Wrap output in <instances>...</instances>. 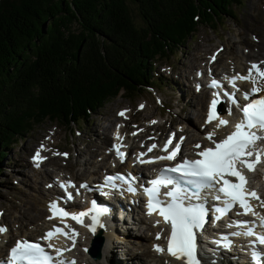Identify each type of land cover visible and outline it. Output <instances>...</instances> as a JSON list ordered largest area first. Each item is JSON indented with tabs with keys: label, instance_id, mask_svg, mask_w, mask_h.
Segmentation results:
<instances>
[{
	"label": "trees",
	"instance_id": "trees-1",
	"mask_svg": "<svg viewBox=\"0 0 264 264\" xmlns=\"http://www.w3.org/2000/svg\"><path fill=\"white\" fill-rule=\"evenodd\" d=\"M235 2L0 0V158L33 124H78L120 90L160 85L151 59Z\"/></svg>",
	"mask_w": 264,
	"mask_h": 264
},
{
	"label": "rangeland",
	"instance_id": "rangeland-1",
	"mask_svg": "<svg viewBox=\"0 0 264 264\" xmlns=\"http://www.w3.org/2000/svg\"><path fill=\"white\" fill-rule=\"evenodd\" d=\"M261 9L264 11V0H239V2L232 3L230 5V11L226 12L223 17L216 18L215 22L211 23V25L198 23L196 31L192 35H189L182 45H177L175 48H171L168 55L162 58L151 59L152 72L150 73L149 71V75L151 78H160L162 80L160 85L152 84L148 88H145L146 85H144L131 97H127V95L120 90L115 97H108L102 105L95 108V110H92L89 115L87 114L86 121L83 120L78 124L67 125L63 121L56 119H44L40 123L33 124L31 129L24 133V136L16 137L11 145L4 149V154L0 158V220L5 208H8L7 213L11 211L9 216H12L7 219V229L9 228V230H12L15 233L19 231V222H14L13 216H20L21 219H24L26 218V215H35L37 212H44V214L47 215L49 185L55 188V184L53 185L50 178L52 180L54 177H57L56 175L75 178L88 169H93V171L96 170L93 176L100 178L103 171L111 169L113 164L110 162L108 151L109 143L113 139L110 131L114 127L118 130L119 135L123 137L125 135L124 132L133 135L131 130H141L142 127H145L147 132L141 137V139L145 140L152 137V139L155 140L154 142L157 143L156 140L163 139L167 130L172 128L179 132V130L176 129L177 127H168L167 122L165 123L167 128L166 131L160 133V131L157 130V126L161 123H163L162 125L164 127V120H170L171 116L174 115V112L182 111L180 115L181 118L179 119L180 121H183L181 125H186L184 116L185 118H188V120H192V117L189 115L190 112L193 116L200 112V115H197V120L199 123H202V119L206 112V106L204 104L199 110L198 105L200 104H198V102H203L201 101L203 94L200 96L198 91H196V82L186 78L184 73L181 75V71H178V73H176L177 71L172 72L171 66L178 70V67L183 68L193 62L195 65L197 64V66L201 65V61H197L196 59L199 58L200 53L204 52V50H208V52L212 51V54L217 51H221L220 54L224 53L221 58L222 63L214 65V71L217 74L221 73V69H223L224 65H227L226 62H230V59L233 56H237L241 51L245 53L248 48H250V50L244 55H254L259 53L255 57L258 58L263 54L264 49V16H262ZM133 13H135L134 10ZM134 16L136 20H139L136 14H134ZM252 32H255V34ZM233 41H235V43ZM254 45H256L258 50H255V48L252 47ZM241 57L240 60L245 59L244 56ZM233 65L234 64H229L228 66L233 67ZM203 71L207 70L202 69L200 77L205 73ZM193 73L197 74L199 71L193 69L191 70V74ZM203 83L204 82H202L201 90L208 93L206 86ZM177 86H182L183 88L181 97L178 96L176 91ZM186 102L189 104H187V108L184 109L183 106ZM141 105H143V108L139 110ZM194 106L195 111L193 108H190ZM116 109L128 111V114L125 113L123 118L125 119L126 117H129L130 120V122L126 124L125 130H121L123 129V123L122 121L117 120L118 116H116ZM109 117L110 119H113L112 122L114 124L106 131L107 136L105 140H103L97 135H101L100 126L111 123V120H107ZM152 121H155L156 123H151ZM117 126H119V129ZM105 128H107V125ZM90 130H92L93 133H90ZM205 132H212V129L208 128ZM197 135L204 136L199 133H197ZM86 140H90L97 148V159L101 157L108 158V161L103 162L104 168H102V166L93 168L87 166V168L83 170L84 166L80 164L81 161L88 160L90 165L92 163L90 157L95 153L84 154L81 158H77L74 163L76 152L84 150V142ZM40 141L42 143L36 145V143ZM44 142L48 143L49 146H59V148L52 147L49 149L50 152L48 155L41 156L45 158L47 156L53 158L59 157L60 160L58 162L66 168L68 165L71 171L68 170V168L67 170L65 168H60V171H52L51 167L46 164L42 169L45 168L51 171L49 178L40 177V175L35 172V175L32 174L31 167L38 169V171L41 170L38 166L32 164V152L39 149ZM124 143L126 142L124 141ZM136 149L137 147L131 145V154H129V157L135 155ZM56 164L57 162L53 161V167H56ZM44 170L43 172L45 173ZM76 181L79 180L76 179ZM7 213L5 216H8ZM22 213L23 215H20ZM138 216H141L139 211ZM43 227L44 224L41 228ZM30 228H33V226L29 225L27 229L23 228V234L21 235L24 237H32L28 235ZM141 231L143 234L151 235V233L147 232V229H144V226L141 228ZM134 232L136 231L131 229L129 234L132 236ZM124 234L125 235H122V237H127L126 233ZM4 236V233L0 234V240ZM140 236H142L141 233ZM132 238L133 239H127L129 243L131 240H135V237L132 236ZM111 239L109 244L112 246V250L114 247V260L119 261L121 264H131L134 251H139L137 249L134 250L130 245L131 243L128 244L127 240L123 241L120 236H114ZM144 239L145 238L141 237L135 242L145 243L148 246V241ZM81 242H84L83 238L81 239ZM130 246L132 251L131 248L129 249ZM101 250L102 249H100V258L93 260V262L95 261L94 264L104 263V253L108 254V252L105 251L102 255ZM73 251H80V245H75ZM93 253H95V250ZM127 255H130V259L122 260L123 258H126ZM109 257L111 258V255ZM141 257L143 256L140 255L138 258ZM150 258H153V256ZM109 259H105V261L108 262ZM82 262L83 264H88L89 261L83 260ZM89 263L92 264V262ZM117 263L118 262L115 264Z\"/></svg>",
	"mask_w": 264,
	"mask_h": 264
},
{
	"label": "snow or ice",
	"instance_id": "snow-or-ice-1",
	"mask_svg": "<svg viewBox=\"0 0 264 264\" xmlns=\"http://www.w3.org/2000/svg\"><path fill=\"white\" fill-rule=\"evenodd\" d=\"M255 39V37H254ZM215 60V56L212 57ZM199 75V73H198ZM233 88H236V81H248L252 83V87L243 93L244 100L247 101L240 107L242 119L237 121L234 129L223 139L215 141L213 138L215 132H208L206 139L214 143V147H202L196 144V149H202L196 153L197 159H183L180 163L171 167L162 168L155 179H152L149 187L144 188V192L148 197L147 210L151 215L157 212L164 221L170 225V233L167 237V248L159 244H154L153 249L157 253L167 251L171 257L177 261H183V264H200L197 258V231L204 228L208 208L206 207L207 197L202 193L205 189L213 191L212 199L220 201L221 204L212 209L216 214L214 219L219 220L223 215L229 213L236 205H239L241 212L237 215H252L257 217L261 226H264V215H260L255 211L251 204L252 200L259 202L261 207H264V199H261L257 190L248 188V178L244 174L257 171L258 166L264 165V145L258 144L264 141V61L252 62L246 75L236 74L227 78ZM210 87H219V82L215 79L210 81ZM200 85H197V90ZM238 90V89H237ZM231 104H238L235 92L225 93ZM220 93L214 92L213 99L209 105L207 119L205 123H211L217 120L216 128L226 126L229 121L219 117L218 106L222 103L219 99ZM143 108V105L140 106ZM228 114H232V109H227ZM126 110H122L119 115L124 116ZM151 123H156L152 121ZM119 129V126H117ZM136 133H133L135 135ZM116 137L123 141V137L117 131ZM175 134L163 145L161 151L165 155L152 157L149 160H144L143 157L147 153H139L137 160L140 163H151L157 160L173 161L181 152L184 137L179 138V142L174 143ZM124 145L114 144L112 147L116 151L121 162L124 161L125 153L120 151ZM171 146V147H170ZM41 148L37 150L32 157L39 166V161L45 159L40 155ZM158 145L152 144L148 147L147 152H152ZM67 155V154H64ZM264 175V174H261ZM131 177V174H129ZM235 178L229 179V178ZM125 180V177L117 174L115 176L106 177V184L114 180ZM134 180V177H131ZM127 182V181H126ZM116 187V185H111ZM51 187V185H49ZM60 187L67 192L68 187H74L71 181L61 182ZM81 188H87L88 185L81 184ZM166 188L167 191L161 193V189ZM128 191L135 192L136 189L129 183ZM79 194V190H77ZM161 196L164 198L162 199ZM71 193H67V199L71 200ZM195 201V202H194ZM49 210L53 212V216L59 214L61 217H71L78 224H84L83 217L90 216L91 223L85 224L93 233L96 232L97 226L104 227L101 223V217L108 212L105 207H98L95 201L86 211L79 213H69L54 201L49 205ZM159 223V221H157ZM236 226H246L247 221H234ZM232 225H229L231 227ZM69 226L65 224V228ZM7 231L5 226H0V234ZM65 231L64 228L55 227L45 233L41 240L48 241L47 248L53 249L55 255L50 254L40 242L29 241L28 239L17 240L9 250L6 259L0 258V264H75L74 260H65L63 252L70 249H61L56 247L51 241L56 234H62L66 238L71 239L73 247L78 233L75 230ZM255 236V239L250 241L252 245L251 258L255 264H260V259L264 256L255 247V245H264V234H256L253 227H245L243 232H232L228 235H222L215 243L218 247L230 249L232 241L229 236ZM161 234H156V239L159 240ZM167 264V262H166ZM215 264V261H213Z\"/></svg>",
	"mask_w": 264,
	"mask_h": 264
},
{
	"label": "bare ground",
	"instance_id": "bare-ground-1",
	"mask_svg": "<svg viewBox=\"0 0 264 264\" xmlns=\"http://www.w3.org/2000/svg\"><path fill=\"white\" fill-rule=\"evenodd\" d=\"M261 11H262V16H264L263 9H261ZM261 22H263V21H261ZM252 33L255 34V32H252ZM261 34H262V31H261ZM233 42L235 43V41H233ZM252 47L255 48V50H258V48L256 47V45H254ZM249 50H250V48H248L245 53H243L241 51V53H239L237 56H233L230 59V62L229 63L226 62L227 65H224L223 69H227L226 73L229 74V77L228 78H230V77H232V76H234L236 74L246 75L245 71L250 67V64L252 62H257L264 55V49H263V54L261 56H259L258 58H255V57L259 53L258 54H254V55L253 54H250L251 56L249 54L248 55H244ZM220 53L221 52H216L214 55H212V53L208 52V50H204V52L200 53L199 58L196 59L197 61L198 60L201 61V63H202L201 65H198L197 66V64L195 65L194 62H193V63H189L187 66H185L183 68L178 67V70L175 67L171 66V71L172 72H176L177 71L176 73H178V71H181L182 72L181 75H183V73H184L185 74L184 76L186 78H189L193 82H194V79L191 78V70H193V69H196L197 71H199V73L201 72V68L204 69V70H209L212 73V74H210V76L213 77V76L217 75V74H214L215 73V71H214L215 70L214 69V65L215 64L222 63L221 58L224 55V53H222V54H220ZM213 56H215V60H213L212 62L207 61V58L210 60L209 57H213ZM241 56H244L245 59L244 60H240V57ZM229 64H234V65H233V67H230V66H228ZM238 81L249 83L248 81H242V80H238ZM176 91L178 93V96L181 97V94L183 93L182 86H177L176 87ZM198 93H199L200 96L203 94V98L201 100L203 102L202 103H199L198 102V104L201 105V106L198 105V109L200 110V108L204 104L206 105V114L204 116V119H202V121H203L202 123H199L198 120H197V115L198 114L200 115V112H198V114L197 115L195 114L194 116L190 112L189 115L192 117V120L193 121L191 119L188 120V118H185V116H184V120H185V124L186 125H181L183 123V121L182 120L181 121L179 120L181 118L180 115H181V112H182L180 110V111L174 112V115L171 116L170 120H164V127L162 125L163 123H161L160 125L157 126V130H159L160 133H162L163 131H166L167 130V128L165 126V123L166 122L168 123V127H170V128L171 127H177L176 129H178L179 132H180L179 135H183V137L185 138L184 139V142L182 143V146L183 147L188 146V150L189 151H194L196 149L194 147L196 144L202 145V143H200L199 140H203L204 141V145H206L208 143H212V141H209V140H207L205 138L206 137L205 130L208 129V128L217 129L216 128V124L218 123L217 120H215L213 123H205V121H206V115L208 113V108H209V100H208L207 94L204 91L201 90ZM193 103H194V100H193ZM187 104H189V103L186 102L185 105L183 106L184 109L187 108V106H188ZM190 108H193L194 109L195 106L194 107H190ZM116 110H115V112H117ZM194 111H195V109H194ZM119 113L120 112H117L116 113L117 114L116 116H118L117 120L122 121V123H123V129H121V130H125L126 129V124L130 122L129 117H126L125 119H123L124 116L122 117L121 115H119ZM125 113L128 114V111L126 110ZM223 119H225V117H223ZM107 120H111V123H107L104 126H100L101 127V135H97L99 138H102L103 140H105V138L107 136L106 131L109 130L112 127V125L114 124L112 122L113 121L112 118L110 119V117H109ZM225 120H227V119H225ZM195 122H196V124H195ZM106 125H107V128H105ZM230 125L231 124H227L226 126L221 127L220 129H217V131H218L217 132L218 133L217 135H219L224 129H226ZM114 129L115 130L113 131L112 136L115 138V136H116L115 134L117 133V130H116V128H114ZM142 131H144L146 133L147 132V129L145 127H142ZM142 131H139L137 133L134 132V133H136L134 135L135 139H139V138L142 137V135H143L142 134ZM167 131L169 132V131H173V130L171 128V129H169ZM90 133H93L92 130H90ZM197 133L203 134L204 135V138H201L202 136L197 135ZM39 143H42V142L40 141V142H38L36 144H39ZM150 143H152V142H150ZM146 144H147V142H146ZM150 145L151 144H147L143 149H138L137 148L138 151H137V153L135 155L136 159H137V155L139 153H142V152L147 153V149H148V147ZM43 146H44L43 149L40 151V153L42 152L41 155H48V153L50 152L49 149L52 148V147L59 148V146H53V145H50L49 146V144L46 143V142L43 143ZM87 153H90V154L91 153H95V154H93L90 157L91 158V161H92V163L90 165L88 163V160L81 161L80 164L82 166H84L83 167V170H85L87 168V166H91V168H93V167H101L102 166V168H104V166H103L104 163L103 162L104 161L105 162L108 161V158L101 157V158H98L97 159V156H98L97 148L95 147V145L90 140H86L84 142V150H80V151L76 152V157L74 159V163L76 162V159L77 158H81L84 154H87ZM108 155H111V153L109 152ZM148 157H151V156L146 154L143 157V159L144 158H148ZM111 158H112V155H111ZM59 160H60L59 157L53 158V157L47 156L44 161L39 162V168L41 170L38 171V169L32 167L31 172H32L33 175H35V173H37L38 175H40V177L49 178V174H50L51 171H49L48 169H45V168H44L45 170L42 169V167L44 165H46V164L51 167V170L52 171H60V168H65L66 170L68 168V170L71 171V169L69 168L68 165H67V168H66L64 165H61L58 162ZM53 161H56L57 162V164H56L57 166L56 167H53ZM132 161H135L136 163L138 162V160L133 159V157H129V154H128L126 156V158L124 159V162L122 164H120L118 167H121V168L128 167V165ZM33 162L36 163V161H34V160H33ZM43 170L45 171L46 174L43 172ZM95 171H93V169L85 170V171H83L80 174V176H76L75 178L79 180L78 182L80 184H82L83 181H85V179H87L89 177H94L93 174L95 173ZM109 171L110 170H108V172ZM56 176L59 177L58 175H56ZM61 178L67 179L68 177L66 178L64 176H61ZM91 179H93V178H91ZM50 181H52V183H53V180H51V178H50ZM86 184H87V182H86ZM50 188L53 189L52 187H50ZM60 194H63L64 195L65 192L64 193H60ZM111 195H113V193ZM117 195H120V194H117ZM48 196H54L56 199H59V196L56 193V190L53 191V192H51V191L48 190ZM96 200L98 202V204H97L98 207H105V208L108 209V212L106 214H104L100 218L101 219V223L104 225V227L101 228V227L97 226V228H96V234H97V236L95 235L93 237L94 239L92 240V244H91V247L94 250V247L96 248V246L98 245L97 243L98 242L99 243L101 242L100 241V237H104V242L102 244V248H101L102 250H101V252H102V255H103V252H105V251L108 252V254H105L104 253V263L103 264H115L116 262H118L117 264H121L119 261H115L114 260V247H113V250H112V246L109 244L110 239L112 237H114V236H117V237L120 236V238L123 239V241L124 240H127L129 238L133 239L132 236L135 237V240L134 241L133 240L130 241L131 244L127 240L128 244H130L132 246V248H134V250L137 249L139 251V252H135L134 251V254L132 255V258L133 259L131 261V264H152V263H149L151 261V259H152V258H150L151 256H153V257L156 256L157 257V261L160 262V263H162V264L164 262H168L169 264H180V263L176 262L177 260L174 259V258L161 257L160 255H157V254L153 253L148 248V246L145 243L143 244V243H137V242H135V241L138 240V238H141V237L142 238H145L144 240H146L148 242H150L151 239L153 240V238L156 239V237H154L152 235H146L145 233L143 234L142 231H141V228L144 226V229H147V232H148V231L151 230L149 228L152 227L153 231H156V228H157L156 226L157 225H148L143 220V219H146L147 217H145L143 215H142V217H139L138 216V211H139V213H141V211L137 207L136 203L132 201V198H131V195L129 194V192H125L122 195V198L113 199L111 197H101V196H97L96 197ZM24 203H23V206H24ZM256 205H260V204L258 203ZM69 208H70V205H69ZM7 209L8 208H5L4 209V212L1 215V221H0V226H5L6 228H7V221H8L7 219H8V217H12V216H9V214L11 213V211H9L7 213ZM25 212H24V214H25ZM6 213L8 214V216L7 215L5 216ZM20 215H23V213L20 214ZM5 217H7V218H5ZM47 217L49 218V216L45 215L44 212H37L35 215H26V218H24V219H21L20 216L19 217L18 216H13L14 222H19L18 223V230L19 231L17 233H15L12 230H9V228H8L7 229V232H5L6 235H7L6 238L3 241L1 239L0 242L2 241L1 243H2L3 246H10L16 240L25 239V237L23 235H21V234H23L22 233L23 228H26L27 229L29 225H32L33 228H30L29 229L28 235H30V236H32V235H38L40 233V231L42 230L41 226L48 220ZM131 229H134L136 231V232H134L132 234V236H131V234H129V231ZM124 233H126L127 237H122V235H125ZM140 233L142 234V236H140ZM90 234H93V232L90 231ZM197 235H200V234H197ZM80 238L81 239L83 238L86 241L88 240V238H86L85 233L82 234ZM200 238L201 237H197V239H200ZM241 240L244 243L246 241V236H243L241 238ZM2 245L0 244V251H1ZM131 246L129 247V249L131 248ZM132 248H131V251H132ZM262 252H263V250H262ZM74 254H77L76 257H77V260L80 263V259H81L82 254L80 252H76ZM110 255H111V258L109 257ZM140 255H142L143 257L138 258ZM128 258L130 259V255H127L126 258H123L122 260H124V259L125 260H129ZM135 258H137V259H135ZM105 259H109L108 262L105 261ZM94 263H95V261L92 262V264H94ZM263 263H264V256H263Z\"/></svg>",
	"mask_w": 264,
	"mask_h": 264
},
{
	"label": "water",
	"instance_id": "water-1",
	"mask_svg": "<svg viewBox=\"0 0 264 264\" xmlns=\"http://www.w3.org/2000/svg\"><path fill=\"white\" fill-rule=\"evenodd\" d=\"M95 253H96V254H95V257H99V256H98V253H97V246H96V248H95Z\"/></svg>",
	"mask_w": 264,
	"mask_h": 264
}]
</instances>
